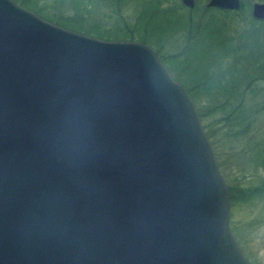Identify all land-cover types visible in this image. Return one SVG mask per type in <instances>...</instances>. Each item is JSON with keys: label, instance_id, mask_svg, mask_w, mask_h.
Returning <instances> with one entry per match:
<instances>
[{"label": "water", "instance_id": "95a60500", "mask_svg": "<svg viewBox=\"0 0 264 264\" xmlns=\"http://www.w3.org/2000/svg\"><path fill=\"white\" fill-rule=\"evenodd\" d=\"M229 208L195 106L148 44L0 0V264H250Z\"/></svg>", "mask_w": 264, "mask_h": 264}, {"label": "trees", "instance_id": "16d2710c", "mask_svg": "<svg viewBox=\"0 0 264 264\" xmlns=\"http://www.w3.org/2000/svg\"><path fill=\"white\" fill-rule=\"evenodd\" d=\"M14 1L62 26V7L67 1L63 4L62 0L54 2L51 11H45L38 0ZM127 1L134 4L135 16L131 22L119 18L110 27L103 26L96 18L87 19L82 15L85 6L79 11L73 0L68 4L74 7V12L64 18L63 24L99 39L135 38L152 46L172 78L186 90L208 140V126L212 123L219 124L217 134L223 138L235 139L244 135L259 111L256 103L247 104L245 96L259 95L258 83L264 80V19L251 16L250 7H244L246 0H240L236 9L206 7L205 3L195 2L187 13L180 12L178 7L182 4H172V0H107L117 13ZM181 32L185 34L182 46L174 41L168 45L172 36H180ZM167 46L175 49L168 51ZM199 46L213 53L201 61L191 60L199 53L196 48ZM200 100L206 104L200 106ZM206 117L212 118L209 123L204 122ZM258 151L251 155H256L253 159L260 160L264 167V156L258 155ZM226 187L230 204L244 203L264 192V181L246 189Z\"/></svg>", "mask_w": 264, "mask_h": 264}, {"label": "rangeland", "instance_id": "374dc122", "mask_svg": "<svg viewBox=\"0 0 264 264\" xmlns=\"http://www.w3.org/2000/svg\"><path fill=\"white\" fill-rule=\"evenodd\" d=\"M56 1L58 0H38L37 3L40 6H43L42 8H44L45 11H51L52 4ZM66 1L71 3L73 0H62V4ZM206 1L207 0H193V6L190 8L183 5L180 0H172V4L174 2H176V4H182L183 7H178L180 8V12L187 13V10L194 7L195 2L200 5ZM262 1L264 0H246L244 7H251L252 2ZM131 2L132 1H127L125 5L120 7L119 12L117 13L114 11L113 7L108 4L107 0H75L79 11L83 10V5L86 8L81 12L82 15L87 19L96 18L103 26L108 27L113 25L119 18H123V20L129 22L132 21L135 16V11L133 9L134 4ZM70 7L72 6L69 4L65 10V13L69 14V17L74 12V7L72 9H70ZM68 29L72 30L71 28ZM88 35L92 36L91 34ZM177 36H172L173 38L169 40L171 42H167L168 45H171L174 41L178 42L177 44L181 47L185 34L181 32L180 36ZM127 40L137 39L127 38ZM150 47L152 48V46ZM167 48L168 51L175 49L171 46H167ZM196 48L199 53L191 57V60L195 59L196 61H201L202 58L205 59L207 55L213 53L211 50L203 46ZM189 65L194 64L190 63ZM258 91H260L259 95L253 96L247 94L245 96L247 104L250 105L256 103V105L259 106V111L255 114V118L252 121L250 128L244 135L238 136L235 139H226L217 134L216 127L219 124L212 123L211 126H208L210 132L209 141L225 184L240 189L252 188L260 185L262 181H264V167L260 164V160L256 162L253 159L256 155L254 157L251 155L259 150L260 152L258 151V155L264 156V80L259 81ZM205 104L206 103L203 100H200V106H204ZM211 119L206 117L204 122L209 123V120ZM229 226L240 251L249 263L264 264V192L251 198L248 202H234L233 204H230Z\"/></svg>", "mask_w": 264, "mask_h": 264}, {"label": "flooded vegetation", "instance_id": "af4514ba", "mask_svg": "<svg viewBox=\"0 0 264 264\" xmlns=\"http://www.w3.org/2000/svg\"><path fill=\"white\" fill-rule=\"evenodd\" d=\"M69 4H68V1L66 2V5L64 6V7H62V19L64 20V18L66 19V18H68L69 16H68V14H66L65 13V10H66V7L68 6ZM73 7H70V9H72ZM31 11V10H30ZM68 16V17H67ZM62 20V27H65L64 26V24H63V22H65V20L63 21ZM58 25V24H57ZM61 26V25H60Z\"/></svg>", "mask_w": 264, "mask_h": 264}]
</instances>
